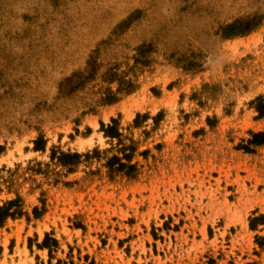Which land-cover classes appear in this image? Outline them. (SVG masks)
I'll use <instances>...</instances> for the list:
<instances>
[{"label": "rangeland", "instance_id": "374dc122", "mask_svg": "<svg viewBox=\"0 0 264 264\" xmlns=\"http://www.w3.org/2000/svg\"><path fill=\"white\" fill-rule=\"evenodd\" d=\"M259 98L264 0H0V264H264Z\"/></svg>", "mask_w": 264, "mask_h": 264}, {"label": "trees", "instance_id": "16d2710c", "mask_svg": "<svg viewBox=\"0 0 264 264\" xmlns=\"http://www.w3.org/2000/svg\"><path fill=\"white\" fill-rule=\"evenodd\" d=\"M262 21V17L260 16H254L250 19H245V20H236L232 24L225 26L222 29V35L224 38H232L235 36H244L251 31H253L255 28H257ZM116 101L115 98H109L108 103H114ZM259 104L258 107L256 108L258 111V114L260 117L264 116V98H259L258 99ZM112 123L114 124V127H110L108 129L107 134L112 135L113 137L117 135V131L115 129L116 121L113 120ZM250 145L254 146H260L264 145V135L257 133L253 134L251 139L248 141ZM44 148V142L42 139L38 138L34 142V150H42ZM246 152H250L248 148H243ZM4 151L3 146L0 145V154ZM72 158V157H79L78 155L74 156H64V158ZM127 157V156H126ZM125 167L124 164H119V168L122 170ZM130 169H133L132 167ZM18 202L16 200L10 201L6 203V206H1L0 207V225L6 220V218H14L15 215H19V212L16 210ZM15 208V209H14ZM36 213V214H35ZM38 212L34 210V215H36V218H38ZM49 236L46 234L44 237V242L41 245V248H46L49 249ZM52 243L56 245V242L52 240Z\"/></svg>", "mask_w": 264, "mask_h": 264}]
</instances>
